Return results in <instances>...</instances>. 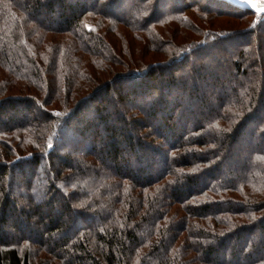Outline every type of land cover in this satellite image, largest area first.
<instances>
[{"label": "trees", "instance_id": "16d2710c", "mask_svg": "<svg viewBox=\"0 0 264 264\" xmlns=\"http://www.w3.org/2000/svg\"><path fill=\"white\" fill-rule=\"evenodd\" d=\"M0 264H264V15L0 0Z\"/></svg>", "mask_w": 264, "mask_h": 264}, {"label": "water", "instance_id": "95a60500", "mask_svg": "<svg viewBox=\"0 0 264 264\" xmlns=\"http://www.w3.org/2000/svg\"><path fill=\"white\" fill-rule=\"evenodd\" d=\"M237 7L249 9L259 15H264V0H223Z\"/></svg>", "mask_w": 264, "mask_h": 264}]
</instances>
